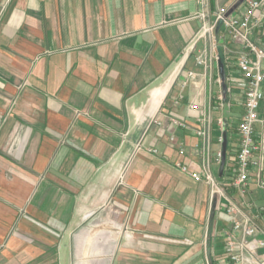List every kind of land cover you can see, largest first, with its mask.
<instances>
[{
    "label": "crops",
    "instance_id": "0c3cea01",
    "mask_svg": "<svg viewBox=\"0 0 264 264\" xmlns=\"http://www.w3.org/2000/svg\"><path fill=\"white\" fill-rule=\"evenodd\" d=\"M245 3H8L0 264H229L234 221L256 213L264 190L256 176L246 196L228 186L245 112L244 87L231 76L241 74L244 46L221 24L202 36L200 14L214 21L220 7L239 13ZM263 30L253 38L264 41ZM204 53L207 65L198 64ZM206 169L224 195L212 194ZM256 225L264 238V215Z\"/></svg>",
    "mask_w": 264,
    "mask_h": 264
},
{
    "label": "built area",
    "instance_id": "2783aa9c",
    "mask_svg": "<svg viewBox=\"0 0 264 264\" xmlns=\"http://www.w3.org/2000/svg\"><path fill=\"white\" fill-rule=\"evenodd\" d=\"M11 0L0 6V19ZM203 5H207L208 0H200ZM245 9L242 12H230L227 7H220L215 12L216 19L210 21L207 14L202 12L203 26L200 34H213L217 25L221 24L234 40L243 43L244 50L238 59L240 76L232 74L231 80L244 87V108L245 112L238 126L237 135L239 138V150L237 162L230 168L228 176V186L237 188L242 196H246L249 191L250 182L256 176L258 185L264 190V177L262 176V161L264 157V41L254 39L253 34L256 28L264 29V0H246ZM264 31V30H263ZM197 63L207 65L206 54L197 57ZM194 72L190 73L194 77ZM224 123L223 120L220 121ZM178 125L185 126L180 121H175ZM199 135H206L205 131H198ZM152 152L157 149L151 148ZM181 153L184 147L180 148ZM223 153L219 152L221 159ZM182 169L188 171V166L182 164ZM205 179L211 185L213 195H224L225 189L220 186L217 178L209 171L205 170ZM200 180L201 175L194 172L192 174ZM252 207L251 203L247 204ZM229 211L242 214L241 210L232 204ZM264 215V202L253 215H243L242 220H235L233 232L226 240L225 250L229 264H264V238L257 239L258 227L256 220ZM262 249L260 258L257 252Z\"/></svg>",
    "mask_w": 264,
    "mask_h": 264
},
{
    "label": "water",
    "instance_id": "95a60500",
    "mask_svg": "<svg viewBox=\"0 0 264 264\" xmlns=\"http://www.w3.org/2000/svg\"><path fill=\"white\" fill-rule=\"evenodd\" d=\"M242 2L244 1V0H241ZM224 165V164H223Z\"/></svg>",
    "mask_w": 264,
    "mask_h": 264
}]
</instances>
